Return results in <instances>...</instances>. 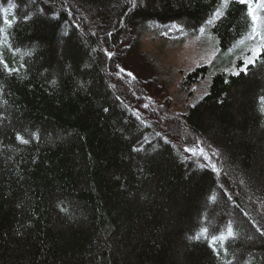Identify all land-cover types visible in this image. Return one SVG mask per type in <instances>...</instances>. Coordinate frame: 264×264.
<instances>
[{
    "label": "trees",
    "instance_id": "trees-1",
    "mask_svg": "<svg viewBox=\"0 0 264 264\" xmlns=\"http://www.w3.org/2000/svg\"><path fill=\"white\" fill-rule=\"evenodd\" d=\"M221 3L0 0V264H264V51L186 74L185 112L128 64L158 30L232 48Z\"/></svg>",
    "mask_w": 264,
    "mask_h": 264
},
{
    "label": "rangeland",
    "instance_id": "rangeland-1",
    "mask_svg": "<svg viewBox=\"0 0 264 264\" xmlns=\"http://www.w3.org/2000/svg\"><path fill=\"white\" fill-rule=\"evenodd\" d=\"M230 0H228L229 2ZM239 1V0H237ZM264 15V12L260 13ZM249 33L235 46L227 51L219 50L217 42L209 30L200 31L199 35L183 43L177 44V36L171 31L158 30L155 34L147 33L141 40L140 54H135L128 61L129 69L142 78H156L164 90L163 96L171 99L175 112H185L196 98L207 92L210 78L194 86L192 94L187 95L180 89L183 77L193 69L209 65L215 71L238 73L247 66V58L252 57L250 49L259 43L258 39H248ZM239 62L242 65H239ZM210 74V75H211ZM153 100L156 96L153 93Z\"/></svg>",
    "mask_w": 264,
    "mask_h": 264
},
{
    "label": "snow or ice",
    "instance_id": "snow-or-ice-1",
    "mask_svg": "<svg viewBox=\"0 0 264 264\" xmlns=\"http://www.w3.org/2000/svg\"><path fill=\"white\" fill-rule=\"evenodd\" d=\"M240 3L247 4L248 7V16L251 18L252 25H251V33L248 36V39H258L259 43L256 44L254 47L250 49L252 52V57L247 58L245 63L250 64L253 62L255 58H257L262 51H264V15H261L260 13L264 12V0H239ZM228 6V0H222L221 6L217 8L216 13L214 16L207 21L208 24H212L215 19H218L219 17L223 16V9ZM8 11V10H0V13ZM3 23L7 27H12L14 20L8 19L7 16L3 17ZM5 28L0 27V34L4 33ZM201 32L204 31V28L200 29ZM2 62V61H0ZM243 71V69H241ZM129 75H131L129 73ZM262 103H264V98H262ZM264 111V107L261 109ZM18 139H20L18 137ZM24 143H27V141H22ZM207 231V229L203 230ZM233 232L231 227L228 228V236H232ZM199 237H196L198 239ZM219 239L223 241L225 237L221 235L220 237H213V240Z\"/></svg>",
    "mask_w": 264,
    "mask_h": 264
}]
</instances>
